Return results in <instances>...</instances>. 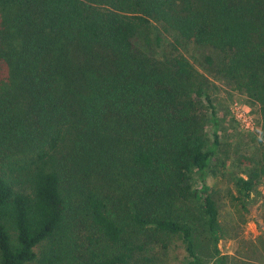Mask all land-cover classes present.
Instances as JSON below:
<instances>
[{
    "label": "trees",
    "instance_id": "obj_1",
    "mask_svg": "<svg viewBox=\"0 0 264 264\" xmlns=\"http://www.w3.org/2000/svg\"><path fill=\"white\" fill-rule=\"evenodd\" d=\"M156 26L168 50L143 53ZM189 44L257 106L258 165L228 190L248 211L264 204V0H0V264H132L175 237L186 264H246L218 246L219 117Z\"/></svg>",
    "mask_w": 264,
    "mask_h": 264
},
{
    "label": "rangeland",
    "instance_id": "obj_2",
    "mask_svg": "<svg viewBox=\"0 0 264 264\" xmlns=\"http://www.w3.org/2000/svg\"><path fill=\"white\" fill-rule=\"evenodd\" d=\"M152 29L161 35V45L154 41L148 44L140 37L136 39V45L143 53L161 54L168 50L165 46L171 42V39L162 28L152 27ZM153 35L155 36V34ZM179 49L190 59L198 71L207 77L208 92L218 111L219 125L216 130L210 123L206 125V142L208 144L215 142L211 168L216 171V176L209 175L207 180L219 207V220L224 231L218 243L221 254L237 258L244 256L246 264L252 263V261L255 264H264V247L260 243L261 240L264 241L262 198L255 192L256 199L250 203L249 210H238L235 202H231V195L228 192L233 188L231 181L233 175H245L250 168L258 165L262 133L260 127L256 126V118L259 117L257 106L247 105L248 99L245 95L233 90L213 75L209 63L205 61V56L210 55L216 62L220 56L216 50L207 46L191 44L179 46ZM234 103L242 106L245 113L249 115L254 123L253 130L247 129L246 123H243L245 126L239 124L233 112L232 105ZM256 190L264 194V176L257 184ZM169 245L166 251L160 249L158 245H151L142 253L143 257L141 254L136 255L132 264H186L181 240L175 237ZM145 256L148 258L146 259Z\"/></svg>",
    "mask_w": 264,
    "mask_h": 264
},
{
    "label": "built area",
    "instance_id": "obj_3",
    "mask_svg": "<svg viewBox=\"0 0 264 264\" xmlns=\"http://www.w3.org/2000/svg\"><path fill=\"white\" fill-rule=\"evenodd\" d=\"M234 115L239 122L240 125L245 126L243 123H246V128L249 130L254 129V123L252 122L251 118L248 114L245 113V110L242 106H240L238 103H234L232 105ZM246 121V122H244ZM250 121V122H249Z\"/></svg>",
    "mask_w": 264,
    "mask_h": 264
}]
</instances>
